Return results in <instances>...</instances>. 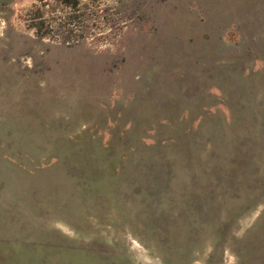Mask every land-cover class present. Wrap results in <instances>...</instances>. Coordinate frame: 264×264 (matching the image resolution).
I'll return each mask as SVG.
<instances>
[{
    "label": "rangeland",
    "instance_id": "obj_1",
    "mask_svg": "<svg viewBox=\"0 0 264 264\" xmlns=\"http://www.w3.org/2000/svg\"><path fill=\"white\" fill-rule=\"evenodd\" d=\"M0 264H264V0H0Z\"/></svg>",
    "mask_w": 264,
    "mask_h": 264
}]
</instances>
